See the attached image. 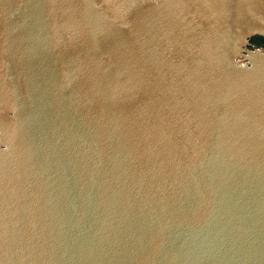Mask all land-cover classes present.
<instances>
[{
	"label": "water",
	"instance_id": "95a60500",
	"mask_svg": "<svg viewBox=\"0 0 264 264\" xmlns=\"http://www.w3.org/2000/svg\"><path fill=\"white\" fill-rule=\"evenodd\" d=\"M264 0H0V264H264Z\"/></svg>",
	"mask_w": 264,
	"mask_h": 264
},
{
	"label": "trees",
	"instance_id": "16d2710c",
	"mask_svg": "<svg viewBox=\"0 0 264 264\" xmlns=\"http://www.w3.org/2000/svg\"><path fill=\"white\" fill-rule=\"evenodd\" d=\"M250 45H254L257 47H264V37L263 36H254L250 41Z\"/></svg>",
	"mask_w": 264,
	"mask_h": 264
},
{
	"label": "flooded vegetation",
	"instance_id": "af4514ba",
	"mask_svg": "<svg viewBox=\"0 0 264 264\" xmlns=\"http://www.w3.org/2000/svg\"><path fill=\"white\" fill-rule=\"evenodd\" d=\"M254 46V45H253Z\"/></svg>",
	"mask_w": 264,
	"mask_h": 264
}]
</instances>
